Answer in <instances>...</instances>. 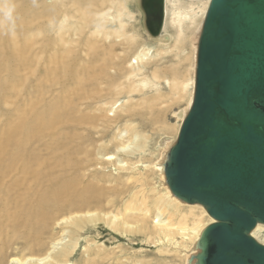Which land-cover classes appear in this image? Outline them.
Segmentation results:
<instances>
[{"label":"rangeland","instance_id":"1","mask_svg":"<svg viewBox=\"0 0 264 264\" xmlns=\"http://www.w3.org/2000/svg\"><path fill=\"white\" fill-rule=\"evenodd\" d=\"M88 1L15 0L18 9L27 2L28 8L22 16L23 26L17 27L18 46L27 49L26 55L32 61H26L32 62L33 68L38 64L43 65L49 56L44 54L41 55L43 58H35L30 46L32 42L49 40L54 50L68 48L70 52L63 62L75 61L80 68L90 59V55L85 52L87 37L92 36L94 40L100 38V45L120 42L116 51L120 57L114 55L113 58L116 68H111L107 75L100 77L101 81L98 79L96 82L85 83L83 91H89L92 95L85 105L87 107H84L86 117L90 118L89 124L78 127L57 126L49 132L59 135L60 140L69 141L70 144L46 155L75 159L76 163L65 165V168L56 165L49 172L54 177L56 189L62 192L58 206L52 209L51 217L45 225L39 226L43 231L41 239L44 247H36V253H45L52 242L65 237L64 241L72 239L76 248L67 261L60 264H184L182 254L158 250L151 233L111 226L107 215L124 211V205L133 200V195L137 194L140 199L148 196L150 201L152 192L155 191L156 194L162 193L160 189L164 190L161 186L158 187L160 172L154 165L163 155L161 138L177 135L181 123V117L177 113L187 107L194 93V41L197 38L193 31L196 32L199 28L198 23L202 21L203 14L198 15L197 26L190 24L191 27H187V37L182 39H178L177 27L168 21L166 33L169 40L163 41L159 39V35H151L145 26L141 0H97L92 10L94 13L101 12L103 16H97L84 24L76 7H85ZM170 13L173 15L171 11ZM32 15L38 22L33 20L31 23ZM99 30L104 32L101 37ZM142 52L148 54L143 63L137 59ZM49 53L50 51L47 52ZM49 66L54 70L59 68L57 73L48 78L57 75L59 78L55 84L50 81L47 83L46 79L42 82L38 78L36 81L31 67L23 69L21 66L19 71L14 67L16 72L8 76L7 68L0 67V81L3 82L0 95L3 92L9 96L13 90L15 92L13 87L16 85L20 90L17 94L12 93L9 105L0 103V131L9 114L19 107H29L30 110V100L37 98V95L44 101L43 105L48 104V108L55 104V98H59L56 101L66 100L71 87L74 95L81 93L78 88L82 86L73 84L69 77H64V71L59 65ZM37 68L40 69L41 66ZM91 73H96V70H91ZM19 79L23 82L18 83ZM117 85L119 90H116ZM36 90L44 94H37ZM26 113L31 115L30 112ZM16 115L19 114H13L11 120L17 119ZM136 131L146 137L143 149L130 153L118 148L122 143H129L131 134ZM65 135L71 138L67 140ZM73 146L79 147L81 153L74 154L76 149ZM44 152L46 153L45 150ZM108 154H113L114 159H110ZM117 156L128 162V165L120 167L115 158ZM47 186L48 184L45 185L46 188ZM88 193H91L90 196ZM87 198L90 199L88 203L82 205ZM150 207L154 210V207ZM182 210L187 211L186 208ZM197 213L201 212L198 210ZM69 216L78 218L65 224L63 219ZM153 216L154 214L151 218ZM207 216L209 215L203 216L202 220L207 222ZM176 239L181 238L177 236ZM185 243L189 245L191 242L187 240ZM6 247L8 259L31 253L23 239H13Z\"/></svg>","mask_w":264,"mask_h":264},{"label":"bare ground","instance_id":"2","mask_svg":"<svg viewBox=\"0 0 264 264\" xmlns=\"http://www.w3.org/2000/svg\"><path fill=\"white\" fill-rule=\"evenodd\" d=\"M209 2L210 0L165 1L166 16L163 31L158 36L160 40H169V36L166 33L168 21L177 27L178 39H182L187 37V27L190 24L197 26V17L200 13L203 14L202 21L198 23L199 28H197L196 32L195 30L193 31L197 38L194 41L195 66H197L198 40ZM26 3L24 7L18 9L15 0H0V67L7 68V76L16 72V69L19 71L21 66L23 69L31 67L32 75L36 81L38 78L42 82L46 79L47 83L50 81L52 84H55L59 78L57 75L54 78H48L51 74L57 73L59 68L54 70L49 64H57L64 71V77H69L68 79L71 83L82 87L78 88L81 93L77 95L73 94L74 89L71 87L66 100H63V102L56 101L59 98H55L53 100L55 104L50 105L48 108H46L48 104L43 105L44 101L37 95V98H31L30 100L31 103L29 104L32 106L30 110L29 107H19L4 120L3 129L0 131V264H60L64 260L67 261L69 256L74 252L76 245H74L72 239L64 241L65 237H62L52 242L51 247L45 253L37 254L36 247H44V242L41 239L43 231H41L39 226L45 225L51 217L52 209L59 204L60 193L62 192L56 189L54 177L52 178L49 172L56 165L65 168V165L75 164L76 160L59 158L50 154V156L46 155L64 149L70 144L68 143L69 141L63 142L60 140L59 135H52L49 132L57 126L70 125L78 127V125H84L85 123L89 124L90 118L86 117L87 112L84 110V107H87L85 105L88 104V99L92 95L89 91H83L85 83L88 81L96 82L98 79L101 81V78L107 75L111 68H116L117 64H114L113 58L114 55L117 58L120 57L119 53H116L117 44L120 42L115 41L114 43L109 42L107 45H100L98 40L100 38L94 40L92 36L90 38L87 37L88 39L84 43L87 46L85 52L90 55V59L85 63L83 68L77 67L75 61L63 62L70 52L68 48L62 49V51L54 50L49 40H45L46 42H32L30 46L32 51H34L35 58H43L41 55L44 54L49 56L43 65L38 64L35 65L36 68H33L31 66L33 64L30 62L32 59L26 55L27 49L18 46L19 30L17 27L23 26L22 16L25 15L28 8ZM96 3L97 0H89L85 7H76L77 12L81 14L84 24L97 16H103L101 12L97 11L94 13L92 10V7ZM170 11L173 15H171ZM30 12L34 13L33 11ZM48 18L51 19L50 17ZM33 20L35 21L36 18H33L32 15L31 23H33ZM98 33L101 37L104 32L99 30ZM63 35L67 36L66 34ZM64 41H67V39ZM46 51H50V53L47 54ZM147 56L146 52H142V54L137 56V59L143 63ZM39 66H41L40 69L37 68ZM93 69L96 70L94 74L91 73ZM35 72L39 73L36 74ZM192 80L195 84V75ZM22 82L23 80H18V83ZM2 84L3 82L0 81L1 87L3 86ZM39 86L41 87V85ZM118 87L117 85L116 90H119ZM13 88H15V92L13 90L9 96L2 92L3 95H0V103L4 105L10 104L12 93L17 94L20 92L17 85ZM110 91L113 92L112 89ZM8 92L9 90H7ZM36 93L44 94L39 90H36ZM59 96H62V94ZM192 97L193 95L190 97L187 107L177 113L181 117V123L176 132L177 135L163 137L160 140L163 155L154 166L160 172L158 187L161 186L164 189H160L162 193L154 194L155 191L152 192L151 203H149L148 196L140 199L137 194L133 195V200L124 205V211H120L117 214L108 213L107 215L111 226L116 228H119V226L129 227L130 231L135 229L147 232L148 234L151 233L154 235V243L158 247V250L182 254L183 260H185L184 264H198L196 258L198 252H200L198 240L206 226L214 220L212 217L207 216L209 220L205 222L202 220V217L208 213L204 206L198 203L188 204L173 194L168 186L164 171L170 153L169 150L177 141L178 131L187 117L186 115L193 102ZM25 112H30L31 117L27 115L28 113L25 114ZM15 113L19 114L15 116L17 119L11 120L12 115ZM76 113L79 115L76 116ZM65 137L67 140L71 138L66 135ZM145 141L146 137L136 131L131 134L129 143H122L118 148L121 147V149L127 150L130 153L139 151L144 148ZM73 148L76 149L74 154H79L81 151L79 147L73 146ZM73 148H71V152H73ZM108 155L111 156L110 159H114L113 154ZM115 158L118 159L120 167L128 165V162L120 156ZM47 184L46 188L45 185ZM86 190L88 189L86 188ZM89 200V198L84 199L82 205L87 204ZM150 206L154 207V210ZM182 208H186L187 211L182 210ZM198 210L201 212L200 214L197 213ZM152 214L154 216L151 218ZM77 218V216H69L63 219V222L67 224L73 220H77ZM252 235L261 243H264V224L259 223L253 229ZM177 236L181 239H176ZM13 239H23L25 246L31 250L30 255L24 257L13 256V258L11 257L12 259L9 258V261L6 246ZM187 240L191 242L189 245L185 243Z\"/></svg>","mask_w":264,"mask_h":264},{"label":"water","instance_id":"3","mask_svg":"<svg viewBox=\"0 0 264 264\" xmlns=\"http://www.w3.org/2000/svg\"><path fill=\"white\" fill-rule=\"evenodd\" d=\"M166 0H141L158 36ZM198 40L193 102L164 171L173 194L214 220L198 264H264V0H210Z\"/></svg>","mask_w":264,"mask_h":264}]
</instances>
